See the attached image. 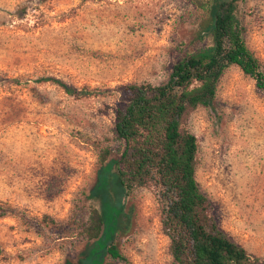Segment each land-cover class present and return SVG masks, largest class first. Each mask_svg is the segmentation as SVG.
<instances>
[{"label": "rangeland", "instance_id": "1", "mask_svg": "<svg viewBox=\"0 0 264 264\" xmlns=\"http://www.w3.org/2000/svg\"><path fill=\"white\" fill-rule=\"evenodd\" d=\"M237 18L264 67V0H244ZM197 25L191 0H0V264H63L84 249L97 152L119 147L118 88L165 82L183 52L209 44ZM48 78L91 92L74 99ZM186 128L218 227L264 264V92L230 66ZM124 206L123 261L105 264H174L151 193Z\"/></svg>", "mask_w": 264, "mask_h": 264}, {"label": "trees", "instance_id": "2", "mask_svg": "<svg viewBox=\"0 0 264 264\" xmlns=\"http://www.w3.org/2000/svg\"><path fill=\"white\" fill-rule=\"evenodd\" d=\"M243 2L191 0L198 17L195 40L208 39L209 44L183 52L162 84L118 88L112 134L119 147L97 152L98 167L86 195L97 207L89 205L78 233L85 247L63 264L123 261L114 241L129 229L131 216L124 204L136 189L153 196L174 264H260L218 227L212 204L194 177L196 140L186 128L196 108H212L218 81L230 66L264 92V67L246 46L237 18ZM42 81L74 99L91 92L58 79Z\"/></svg>", "mask_w": 264, "mask_h": 264}]
</instances>
